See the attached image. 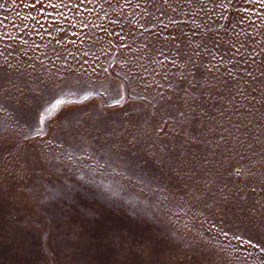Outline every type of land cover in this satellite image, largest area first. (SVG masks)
Returning a JSON list of instances; mask_svg holds the SVG:
<instances>
[{
  "label": "rangeland",
  "instance_id": "1",
  "mask_svg": "<svg viewBox=\"0 0 264 264\" xmlns=\"http://www.w3.org/2000/svg\"><path fill=\"white\" fill-rule=\"evenodd\" d=\"M0 264H264V0H0Z\"/></svg>",
  "mask_w": 264,
  "mask_h": 264
}]
</instances>
